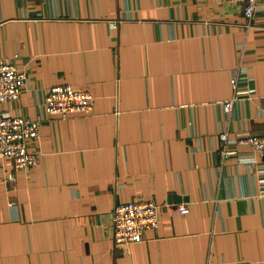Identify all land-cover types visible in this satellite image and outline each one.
Returning a JSON list of instances; mask_svg holds the SVG:
<instances>
[{
  "label": "crops",
  "instance_id": "obj_1",
  "mask_svg": "<svg viewBox=\"0 0 264 264\" xmlns=\"http://www.w3.org/2000/svg\"><path fill=\"white\" fill-rule=\"evenodd\" d=\"M245 21L230 0H0V61L27 71L1 114L40 119L38 163L0 159V264H264V151H219L264 134V0ZM57 83L91 109L46 114ZM144 198L158 226L115 242L114 205Z\"/></svg>",
  "mask_w": 264,
  "mask_h": 264
},
{
  "label": "built area",
  "instance_id": "obj_2",
  "mask_svg": "<svg viewBox=\"0 0 264 264\" xmlns=\"http://www.w3.org/2000/svg\"><path fill=\"white\" fill-rule=\"evenodd\" d=\"M241 3L246 17L245 25L250 27L258 0H230ZM27 71L12 62L0 61V159H8L14 168L31 167L38 163L39 153L31 148V143L39 136L40 119L20 115L1 114V104L16 100L24 88ZM233 94L223 101V109L229 112L237 99V75L230 80ZM92 95L84 89L66 83L49 87L44 96L43 108L46 114L65 118L88 112L92 105ZM219 151L222 155L236 153L240 145L255 151H264V134L247 133L229 138L227 131L218 133ZM11 176V175H10ZM162 203L154 198L135 199L119 202L111 213L112 237L117 243L141 241L147 229L159 223V208ZM180 213H186L188 206L177 205Z\"/></svg>",
  "mask_w": 264,
  "mask_h": 264
}]
</instances>
